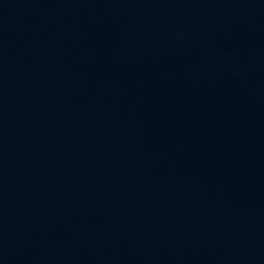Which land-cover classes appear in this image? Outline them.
Wrapping results in <instances>:
<instances>
[{
	"label": "water",
	"instance_id": "obj_1",
	"mask_svg": "<svg viewBox=\"0 0 264 264\" xmlns=\"http://www.w3.org/2000/svg\"><path fill=\"white\" fill-rule=\"evenodd\" d=\"M0 264H264V0H0Z\"/></svg>",
	"mask_w": 264,
	"mask_h": 264
}]
</instances>
